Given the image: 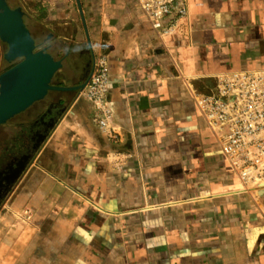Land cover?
Returning a JSON list of instances; mask_svg holds the SVG:
<instances>
[{
	"label": "crops",
	"instance_id": "crops-1",
	"mask_svg": "<svg viewBox=\"0 0 264 264\" xmlns=\"http://www.w3.org/2000/svg\"><path fill=\"white\" fill-rule=\"evenodd\" d=\"M6 1L62 66L7 121L41 133L8 184L22 151L0 155V264H264V188L239 180L192 95L264 69V0H188L168 34L138 0ZM100 54L114 136L83 96Z\"/></svg>",
	"mask_w": 264,
	"mask_h": 264
},
{
	"label": "built area",
	"instance_id": "built-area-1",
	"mask_svg": "<svg viewBox=\"0 0 264 264\" xmlns=\"http://www.w3.org/2000/svg\"><path fill=\"white\" fill-rule=\"evenodd\" d=\"M155 28L172 33L177 21L188 16V0H138ZM171 18L172 24L163 25ZM164 28V29H163ZM83 96L94 107V121L109 136L113 109L108 98V57L97 56ZM207 125L221 143L224 156L247 187H264V69L228 72L218 76L211 93L192 90Z\"/></svg>",
	"mask_w": 264,
	"mask_h": 264
},
{
	"label": "water",
	"instance_id": "water-1",
	"mask_svg": "<svg viewBox=\"0 0 264 264\" xmlns=\"http://www.w3.org/2000/svg\"><path fill=\"white\" fill-rule=\"evenodd\" d=\"M0 38L8 45L5 59L14 63L0 74V124H4L48 94L62 61L37 48L24 11L6 0H0Z\"/></svg>",
	"mask_w": 264,
	"mask_h": 264
},
{
	"label": "rangeland",
	"instance_id": "rangeland-1",
	"mask_svg": "<svg viewBox=\"0 0 264 264\" xmlns=\"http://www.w3.org/2000/svg\"><path fill=\"white\" fill-rule=\"evenodd\" d=\"M3 49V50H2ZM4 49H7V44L5 42H1L0 41V54H2L4 51ZM14 118V117H13ZM12 119L11 122H12ZM7 124V125H6ZM26 127H22L20 125V127H12V125H9L7 122L4 123L3 125H0V155L3 156V158L7 155V154H14L17 152L22 151V147L24 145L27 146V138L23 137L22 133H32V135L36 132H38V128L37 127H33L29 124H25ZM18 139H21L24 144L22 145L21 142L18 143ZM36 144L34 146H31V152L30 155L32 157L33 153L36 151ZM21 147V148H20ZM24 149V148H23ZM250 189L253 190H258V189H263L262 188H254V187H249Z\"/></svg>",
	"mask_w": 264,
	"mask_h": 264
},
{
	"label": "flooded vegetation",
	"instance_id": "flooded-vegetation-1",
	"mask_svg": "<svg viewBox=\"0 0 264 264\" xmlns=\"http://www.w3.org/2000/svg\"><path fill=\"white\" fill-rule=\"evenodd\" d=\"M36 133H38L40 135L41 132L38 131ZM36 133H34L35 136H34L33 141L30 144H28L27 146L24 147V149L21 152V155L18 157V161L16 162V166L17 167H15L13 170H11L8 173V175H6L5 181H7V184L11 181L12 177L15 175L14 172H16L17 169H20L25 164V162L27 161L28 157L30 156L31 146H34L37 143V141H36L37 139H35V138L39 137V135L37 137Z\"/></svg>",
	"mask_w": 264,
	"mask_h": 264
},
{
	"label": "trees",
	"instance_id": "trees-1",
	"mask_svg": "<svg viewBox=\"0 0 264 264\" xmlns=\"http://www.w3.org/2000/svg\"><path fill=\"white\" fill-rule=\"evenodd\" d=\"M13 65V64H12Z\"/></svg>",
	"mask_w": 264,
	"mask_h": 264
}]
</instances>
